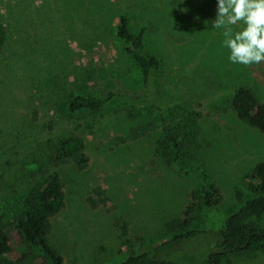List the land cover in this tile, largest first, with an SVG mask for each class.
Here are the masks:
<instances>
[{
    "label": "rangeland",
    "instance_id": "374dc122",
    "mask_svg": "<svg viewBox=\"0 0 264 264\" xmlns=\"http://www.w3.org/2000/svg\"><path fill=\"white\" fill-rule=\"evenodd\" d=\"M217 6L218 0H0L2 199L15 204L46 171L59 174L63 205L48 239L63 264H120L147 251L183 232L166 224L182 218L193 200L187 229L204 231L151 255L196 263L219 247L225 220L255 195L249 175L264 160V132L240 121L230 102L239 86L264 102V63L230 62L224 29L213 28ZM122 14L132 30L148 27L145 49L160 59L149 84L159 108L114 100L99 111H69L76 94L140 87L141 69L116 34ZM190 115L199 151L170 163L158 146L164 123ZM58 150L70 154L52 162ZM201 175L221 193L211 206L199 198ZM9 210L11 249L0 264H46L38 246L21 250ZM229 263L264 264V249L255 244L229 255Z\"/></svg>",
    "mask_w": 264,
    "mask_h": 264
},
{
    "label": "trees",
    "instance_id": "16d2710c",
    "mask_svg": "<svg viewBox=\"0 0 264 264\" xmlns=\"http://www.w3.org/2000/svg\"><path fill=\"white\" fill-rule=\"evenodd\" d=\"M147 28L146 25H142L140 29L132 30L126 14L119 17L116 28L117 36L127 41L126 51L141 69L140 87L127 91L108 90L103 96L76 94L67 104L69 111L76 112L82 109L99 111L105 104L114 100H133L159 108L149 84L150 75L152 71L158 69L160 59L156 53L145 49ZM230 105L240 121L264 132V102L252 88L239 86L231 97ZM197 134L196 118L193 115L173 124L164 123L163 132L158 140L159 149L170 163L192 160L196 158L200 147ZM69 154V152L63 154L61 150L52 152V162H59ZM249 178L257 183L254 187L255 195L225 220L219 247L209 251L207 256L193 264H230L229 255L248 251L255 244L264 249V160L254 164ZM3 183L4 180L0 178V261L11 249L5 223V211L10 209V215L14 218L13 223L20 237L21 250L28 253L31 246L36 245L41 249L46 264H63L61 254L48 239L52 219L63 205L62 182L59 174L55 171L49 173L46 171L26 193L19 195L15 204L3 201ZM199 198L208 206L217 203L221 198L218 186L209 182L204 175L200 177ZM21 201L22 206L19 207L17 204ZM195 208L196 201L193 200L184 209L182 218H176L166 224L170 231L180 229L183 232L159 241L147 251L131 255L120 264H183L168 258H155L151 254L173 248L204 231V228L187 229L192 222ZM124 224L121 228L125 235ZM20 262L18 259H12L9 264H20Z\"/></svg>",
    "mask_w": 264,
    "mask_h": 264
},
{
    "label": "clouds",
    "instance_id": "9594fccd",
    "mask_svg": "<svg viewBox=\"0 0 264 264\" xmlns=\"http://www.w3.org/2000/svg\"><path fill=\"white\" fill-rule=\"evenodd\" d=\"M243 22L235 31L232 26ZM213 28L224 29L223 44L234 64L264 63V0H218Z\"/></svg>",
    "mask_w": 264,
    "mask_h": 264
}]
</instances>
